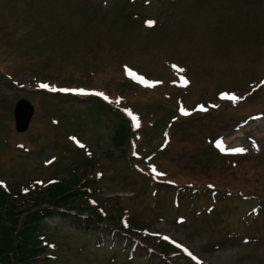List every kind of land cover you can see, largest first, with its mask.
Wrapping results in <instances>:
<instances>
[{
  "label": "rangeland",
  "instance_id": "obj_1",
  "mask_svg": "<svg viewBox=\"0 0 264 264\" xmlns=\"http://www.w3.org/2000/svg\"><path fill=\"white\" fill-rule=\"evenodd\" d=\"M262 82L264 0H0V182L102 213L48 219L39 263L264 264Z\"/></svg>",
  "mask_w": 264,
  "mask_h": 264
},
{
  "label": "trees",
  "instance_id": "obj_2",
  "mask_svg": "<svg viewBox=\"0 0 264 264\" xmlns=\"http://www.w3.org/2000/svg\"><path fill=\"white\" fill-rule=\"evenodd\" d=\"M125 126L117 129L116 143H122ZM74 184H50L28 192H8L0 186V264H41L38 256L46 249L45 225L48 219L60 218L77 226L98 223L97 210L81 217L88 209L78 202ZM82 186V185H80ZM83 205V206H82ZM93 223V224H94ZM121 227V223H116Z\"/></svg>",
  "mask_w": 264,
  "mask_h": 264
},
{
  "label": "water",
  "instance_id": "obj_3",
  "mask_svg": "<svg viewBox=\"0 0 264 264\" xmlns=\"http://www.w3.org/2000/svg\"><path fill=\"white\" fill-rule=\"evenodd\" d=\"M13 112L16 130L19 132L26 130L34 112L32 104L21 98L15 103Z\"/></svg>",
  "mask_w": 264,
  "mask_h": 264
},
{
  "label": "snow or ice",
  "instance_id": "obj_4",
  "mask_svg": "<svg viewBox=\"0 0 264 264\" xmlns=\"http://www.w3.org/2000/svg\"><path fill=\"white\" fill-rule=\"evenodd\" d=\"M185 83H187V81H185ZM262 83H264V82H262ZM41 86L42 87H48V85H41ZM52 90L53 91H57V89H55V88H53ZM59 91H61V92H78V93H81V94L85 93V90L84 89H65V88H61V89H59ZM96 94L97 95H104L103 93H96ZM224 95H226V94H224ZM231 98L233 100L238 99V97H235L234 95ZM105 99H107L106 96H105ZM201 109L203 110V106H201ZM235 151L243 152V151H245V149L241 148V149H236ZM0 183H2V182H0ZM25 191H27V190H25ZM164 239L167 240V239H169V237L165 236ZM185 251H187V249H185Z\"/></svg>",
  "mask_w": 264,
  "mask_h": 264
},
{
  "label": "bare ground",
  "instance_id": "obj_5",
  "mask_svg": "<svg viewBox=\"0 0 264 264\" xmlns=\"http://www.w3.org/2000/svg\"><path fill=\"white\" fill-rule=\"evenodd\" d=\"M236 135H238V134H236ZM234 137H231V138L226 139V143H224L223 146L224 147H226V146H235V145L237 146L238 145V142L235 141V138ZM228 140H230V142ZM238 140H239V138H238ZM234 142L237 143V144H234Z\"/></svg>",
  "mask_w": 264,
  "mask_h": 264
}]
</instances>
